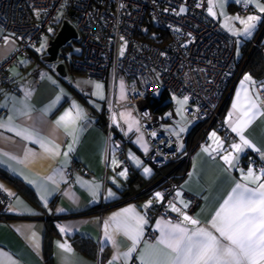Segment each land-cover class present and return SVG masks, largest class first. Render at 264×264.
Instances as JSON below:
<instances>
[{
	"label": "crops",
	"instance_id": "0c3cea01",
	"mask_svg": "<svg viewBox=\"0 0 264 264\" xmlns=\"http://www.w3.org/2000/svg\"><path fill=\"white\" fill-rule=\"evenodd\" d=\"M49 41L35 50L45 54ZM17 45L0 28V61ZM260 45L264 56V30ZM245 48L235 49L237 60ZM70 71L61 76L19 57L7 70L10 84L0 82V171L28 190L0 177L11 197L10 218L0 220V264H264V82L243 72L222 110L232 137L210 130L192 151L169 206L180 213L190 207L184 193L198 197L191 221L156 218L148 239L156 188L129 187L130 178L147 183L155 174L138 110L126 104L136 89L121 72L112 85L110 76L72 80ZM111 99L128 140L122 148L101 125ZM160 119L174 135L163 126L169 118ZM183 125L174 135L180 152L200 136ZM253 155L262 167L248 164ZM72 237L92 241L98 258L75 250Z\"/></svg>",
	"mask_w": 264,
	"mask_h": 264
},
{
	"label": "built area",
	"instance_id": "2783aa9c",
	"mask_svg": "<svg viewBox=\"0 0 264 264\" xmlns=\"http://www.w3.org/2000/svg\"><path fill=\"white\" fill-rule=\"evenodd\" d=\"M213 6L214 0H0V28L18 43L16 50L0 61L2 84H10L7 70L23 57L30 63L48 65L54 72L63 65L65 73L77 70L99 81L110 76L112 85L121 72L128 85L138 87L139 92L131 94L126 104L138 110L140 130L149 148L145 161L157 175L156 192L161 198L146 212L148 239L156 235L150 226L154 219L190 222L192 209L200 202L184 193L190 201L188 210L176 214L169 210L177 203L180 183L174 169L188 164L208 131H217L223 141L233 135L222 110L243 70L235 56V39L210 15ZM238 8L242 18L252 10L243 4ZM63 23L70 25L74 37L58 50L55 61L47 62L46 53L36 54L35 47L43 37L52 40ZM157 89L188 98L186 122L201 134L184 152H180L177 138L162 127L159 115L147 106L146 97ZM105 117V130L119 136L115 141L122 148L128 140L112 99ZM248 164L262 167L256 155L248 157ZM10 204V195L0 188V220L10 218Z\"/></svg>",
	"mask_w": 264,
	"mask_h": 264
},
{
	"label": "rangeland",
	"instance_id": "374dc122",
	"mask_svg": "<svg viewBox=\"0 0 264 264\" xmlns=\"http://www.w3.org/2000/svg\"><path fill=\"white\" fill-rule=\"evenodd\" d=\"M240 4L251 7V11L248 12L243 18L239 17ZM237 6V7H236ZM210 15L219 21L221 28L235 39L236 42V55L239 54L240 48L247 42H256L260 37L264 29V3L260 0H214V6L209 9ZM44 38V37H43ZM255 44V43H254ZM74 49H77L75 44L72 45ZM124 46L120 47V52L123 51ZM44 67V66H43ZM119 78L122 75L119 74ZM136 89V93L139 92L136 85H133ZM160 89L152 92L153 95H159ZM171 100L174 104L172 109L165 112L163 117L165 120L164 127L172 129L174 135L179 137V126H184L187 119L184 109L188 104V98L186 96L173 95ZM190 126L187 125L186 129ZM157 200L160 201V197L156 194ZM151 202L152 199L149 198Z\"/></svg>",
	"mask_w": 264,
	"mask_h": 264
},
{
	"label": "trees",
	"instance_id": "16d2710c",
	"mask_svg": "<svg viewBox=\"0 0 264 264\" xmlns=\"http://www.w3.org/2000/svg\"><path fill=\"white\" fill-rule=\"evenodd\" d=\"M35 52L36 54H41V53H38L37 51ZM35 52H34V55H35ZM46 59H47V56H46ZM237 63L242 67L243 72L248 73L254 79L256 83L264 82V56L262 54L260 41L253 48H252L251 42H247L246 48L244 49ZM29 64L31 63L29 62ZM70 73L72 75V80L76 79L78 75H84V73L77 71V70H71ZM146 102H147L148 108L150 109L152 113L161 116L162 114H164L165 112L169 110V107L171 105V95H169L168 93L164 91H160L159 95L149 94L146 97ZM105 119H106L105 116H103L102 119L100 118L101 123H102L101 125L103 127H105ZM194 133L195 135L201 134L200 131L196 132L195 129H194ZM184 172H185V166L183 164L181 166L176 167L173 171V174H175L176 179H181ZM0 177L10 181L20 192H23L24 195L28 194V190L25 189L22 184H20L19 182L15 181L12 177H10V175H7L5 172L0 171ZM134 183H137L141 188H144L146 190H150V189L152 190V189L157 188V186H159V183H157L156 173L154 174V179H151L147 183L144 180L139 179L137 176L130 178L129 187L133 186ZM146 193L144 192L141 195H146ZM136 198L134 197L133 200L135 201ZM71 245L75 250H77L79 253H81L85 257H88L91 259L98 258V256L96 255L97 254L96 246L90 240H87L81 237H72Z\"/></svg>",
	"mask_w": 264,
	"mask_h": 264
},
{
	"label": "water",
	"instance_id": "95a60500",
	"mask_svg": "<svg viewBox=\"0 0 264 264\" xmlns=\"http://www.w3.org/2000/svg\"><path fill=\"white\" fill-rule=\"evenodd\" d=\"M71 37H74L73 29L70 27L68 23H63L60 30L57 32L55 37L49 41L48 47L46 49L47 62H53L56 59L58 50L65 44L67 40ZM259 40V38H258ZM56 73L65 76L66 73L64 71L63 65H58L55 69Z\"/></svg>",
	"mask_w": 264,
	"mask_h": 264
},
{
	"label": "clouds",
	"instance_id": "9594fccd",
	"mask_svg": "<svg viewBox=\"0 0 264 264\" xmlns=\"http://www.w3.org/2000/svg\"><path fill=\"white\" fill-rule=\"evenodd\" d=\"M260 41H261V38H260Z\"/></svg>",
	"mask_w": 264,
	"mask_h": 264
}]
</instances>
